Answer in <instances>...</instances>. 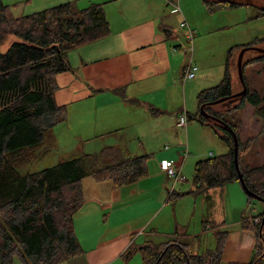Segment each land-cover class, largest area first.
<instances>
[{
  "label": "crops",
  "instance_id": "1",
  "mask_svg": "<svg viewBox=\"0 0 264 264\" xmlns=\"http://www.w3.org/2000/svg\"><path fill=\"white\" fill-rule=\"evenodd\" d=\"M70 1L79 7L101 4L110 32L70 50V69L55 76V101L65 107L66 119L53 129V148L70 150L68 155L73 158L113 146L148 158L147 175L131 184L117 186L111 180L89 176L81 180L83 203L72 223L83 252L61 264H143L139 252L146 242H163L173 236L203 237L208 225L219 219L202 203L199 224L189 226L195 197L204 193H190L193 183L189 190L186 183L175 182L161 169L164 160L180 163L184 152L189 159L181 162V171L186 173L194 161L227 152L217 145L209 126L194 120L196 127L188 118L194 113L192 102L197 94L209 88L211 71L200 65L198 76L183 78L187 64L172 27L183 0H2L15 16ZM181 112L187 115L184 128L177 126ZM192 129L200 133L207 148L193 149L188 137ZM173 193L183 194L172 200ZM206 194L201 202L204 198L225 200L222 221L213 228L229 229L225 230L220 264L249 262L256 242L254 230L242 228V219L226 220L228 196L232 211L243 213L239 187L229 182ZM244 217L250 221L252 215Z\"/></svg>",
  "mask_w": 264,
  "mask_h": 264
},
{
  "label": "trees",
  "instance_id": "2",
  "mask_svg": "<svg viewBox=\"0 0 264 264\" xmlns=\"http://www.w3.org/2000/svg\"><path fill=\"white\" fill-rule=\"evenodd\" d=\"M263 3L264 1L261 0ZM209 8L220 5H250L243 0H203ZM248 2V3H247ZM264 15V8H258ZM109 23L101 4L79 7L66 2L27 15L15 16L11 6L0 0V45L5 36L18 38L7 50L0 51V264H61L83 252L75 235L72 216L81 207V180H111L117 186L131 184L147 175L148 155H130L126 150L106 146L95 153H83L38 171L19 174L18 170L53 149V129L65 121L64 106L56 104L55 76L70 69L67 53L77 47L105 37ZM249 45H264L256 39ZM229 50L224 73L212 87L196 96L198 110L188 118L209 126L227 146L223 155L210 156L194 164L193 189L202 194L210 188L239 181L233 162L230 132L206 119L200 110L228 123L239 140L238 163L250 142L240 141L234 124L213 109L210 102L234 93L237 54ZM236 55V58L234 56ZM245 55V54H244ZM245 58V57H243ZM259 62L264 69V54L243 59V73L248 63ZM247 86L238 100L219 103L225 109L238 108L245 100L254 114L264 119V92ZM247 188L264 200V164L241 168ZM183 193L172 194L171 199ZM248 199L252 198L248 196ZM264 203V202H263ZM264 211L242 217V228L254 230L253 257L247 263L264 264ZM228 232L215 230L213 248L200 250L202 235L191 238L170 237L163 242H146L140 249L143 264H220Z\"/></svg>",
  "mask_w": 264,
  "mask_h": 264
},
{
  "label": "rangeland",
  "instance_id": "3",
  "mask_svg": "<svg viewBox=\"0 0 264 264\" xmlns=\"http://www.w3.org/2000/svg\"><path fill=\"white\" fill-rule=\"evenodd\" d=\"M239 1L243 2V0ZM247 1L250 2V5L245 4L235 7L220 5L211 9L204 4L203 0H183L181 2V11L178 9L177 12L179 13L173 15L172 27H174L176 38L180 41L182 47L180 51L182 55H184V62L188 64L191 58L192 62L197 65L198 70L200 65L205 69L210 68L211 74L209 77L212 76V81L208 83L207 86L209 87L215 86L222 77L229 56V50L231 48H233L232 52L236 53L237 48L245 46L256 39L264 38V15L257 16L259 11L258 8H264V3L261 0ZM175 5L176 9L179 8V3L176 2ZM194 23L200 25V27H195ZM14 40H18L14 35L9 34L5 36L0 45V51L3 52L7 50L10 43ZM260 46L264 47V45ZM257 55H259V52L249 50L245 52L244 57L248 59ZM234 58H236V55ZM198 72L196 74L197 76ZM232 75L235 79L233 84L234 90H240L242 86L238 80L235 66L232 69ZM244 75L250 89L255 88L264 92V69L261 63L251 62L246 64ZM192 104L193 114H195L198 110L196 98ZM213 109L222 113L226 121L231 122L236 126L241 142L245 143L246 140L250 142L249 148L240 156V167L246 168L264 164V119H261L254 114L253 106L245 100L238 108L227 110L222 105L220 106V104H216L213 106ZM190 120L189 123L191 122L196 127H199L197 124L198 121L195 122L193 119ZM190 132L191 134L190 136L188 134V137L193 149L204 150L207 148L200 133L193 129L190 130ZM184 133L185 130L183 131V134ZM213 133L217 145L225 147L227 150L226 144L219 139V136L214 131ZM69 151L54 147L48 154L35 159L30 164L19 169L18 172L19 174H26L28 172H34L53 166L60 161L72 158L68 155L70 153ZM131 154L135 153L132 151ZM214 155L218 156V153H215ZM206 156H209V154ZM204 158L205 157H202L201 159ZM187 159H189L188 155L185 160ZM195 162L196 161H194L192 166L190 165V168L188 167V173L181 171L185 180L179 182L182 184L186 183L188 189L192 188ZM234 185L239 187L244 197V210L243 213L236 209H233L232 211V201L230 196H228L225 205H227L229 210V216L226 220L240 221L242 215L254 216L259 212L264 211V203L254 198L249 200L248 195L242 189L239 181L234 182ZM205 195L208 194L205 192L201 196L205 197ZM201 196L195 197V201H197L195 209H193V213L188 216L190 219L189 226L199 224L202 203L209 212H214L219 215V219H217L218 221H216V224L208 225L210 229L206 232V236L204 235L199 242H195V246L198 243L200 244V250L203 248H213L215 246L216 240L213 228L216 227V225H219L217 222L222 221L223 205L225 201L222 197L219 202L217 200L213 202L208 198H204V202H201ZM212 196L215 197V192L212 193ZM225 230L229 229L225 228ZM13 263L22 264L17 258L14 259Z\"/></svg>",
  "mask_w": 264,
  "mask_h": 264
},
{
  "label": "water",
  "instance_id": "4",
  "mask_svg": "<svg viewBox=\"0 0 264 264\" xmlns=\"http://www.w3.org/2000/svg\"><path fill=\"white\" fill-rule=\"evenodd\" d=\"M264 1V0H263ZM249 50H252V51H257L259 53H262L264 54V47H261V46H256V45H249V46H244L243 48H241L238 52V55H237V59H236V70H237V76H238V80L242 86V88L228 96H224V97H221L217 100H214L212 102H210V104H219V103H223V102H226V101H229V103L231 101H235V100H238L240 99L241 97H243L246 92H247V86L245 84V79H244V73H243V57H244V54L246 51H249ZM201 108V112L203 113V116L226 128L231 136H232V140H233V162H234V167L236 169V172H237V175H238V179H239V182L241 184V187L242 189L244 190V192L250 196L251 198H254V199H257L261 202H264L263 199H261L259 196L253 194L246 186L245 182L243 181V178H242V174H241V171H240V168H239V163H238V152H239V140H238V136L236 134V132L233 130V128L228 124L226 123L223 119L213 115V114H210L206 111L203 110V106L200 107ZM263 221H264V217H263Z\"/></svg>",
  "mask_w": 264,
  "mask_h": 264
},
{
  "label": "built area",
  "instance_id": "5",
  "mask_svg": "<svg viewBox=\"0 0 264 264\" xmlns=\"http://www.w3.org/2000/svg\"><path fill=\"white\" fill-rule=\"evenodd\" d=\"M197 71H198L197 65L190 60L186 68L184 69L183 78L192 79L195 77ZM186 124H187V115L185 112H181L178 117L177 126L184 128ZM186 156H187V152H184L183 154L180 155V163H176L175 161H168V160H164L161 162V169L175 182L185 180V177L181 174V162L184 161Z\"/></svg>",
  "mask_w": 264,
  "mask_h": 264
},
{
  "label": "flooded vegetation",
  "instance_id": "6",
  "mask_svg": "<svg viewBox=\"0 0 264 264\" xmlns=\"http://www.w3.org/2000/svg\"><path fill=\"white\" fill-rule=\"evenodd\" d=\"M237 91H238V90H237ZM235 92H236V91H235ZM210 105L212 106V105H216V104H210Z\"/></svg>",
  "mask_w": 264,
  "mask_h": 264
}]
</instances>
